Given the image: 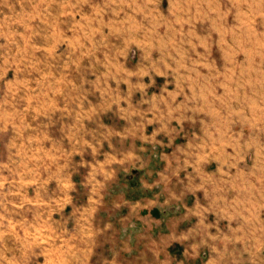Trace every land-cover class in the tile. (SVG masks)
Returning a JSON list of instances; mask_svg holds the SVG:
<instances>
[{
  "label": "rangeland",
  "instance_id": "374dc122",
  "mask_svg": "<svg viewBox=\"0 0 264 264\" xmlns=\"http://www.w3.org/2000/svg\"><path fill=\"white\" fill-rule=\"evenodd\" d=\"M164 95L176 106V143L207 144L208 171L241 215H211L217 228L209 237L218 243L200 234L181 239L162 263L264 264V211L253 215L259 203L264 208L253 198L264 194V0H0V100L8 103L1 107L24 112L32 102L35 145L41 109H49L56 133L57 107L75 104L80 132L64 131V160L82 207L103 195L98 219L117 216L125 188L152 191L162 147L137 125L152 132L154 104ZM135 176L142 182L124 184ZM183 184L175 193H184ZM100 251L104 264L103 244Z\"/></svg>",
  "mask_w": 264,
  "mask_h": 264
},
{
  "label": "crops",
  "instance_id": "0c3cea01",
  "mask_svg": "<svg viewBox=\"0 0 264 264\" xmlns=\"http://www.w3.org/2000/svg\"><path fill=\"white\" fill-rule=\"evenodd\" d=\"M157 100L152 132L145 133V124L137 123L142 136L151 134L154 145L162 147L159 164L151 167L152 191L132 193L125 188L118 195L122 209L116 217L109 211L103 220L98 219L101 204L97 202L103 195L85 198L88 207H82L71 178L74 170L69 172L71 164L64 160L65 146L70 144L64 131L73 136L80 132V122L76 126L74 118L75 104L67 103L73 107L63 106L62 110L57 107L56 133L52 131L54 125L50 126L49 109H41L38 115L46 120H41L40 139L34 145L32 102L24 104L30 106L24 112L14 109L6 114L7 109L1 105L8 103L0 100V264H97L102 244L104 264H164L161 255L173 242H195L200 234L206 239L203 242L218 243L217 238L209 237L210 228L216 227L209 223L210 216L217 219L229 215L236 220L241 213L232 208L234 200L229 195H220L222 182L208 171L211 156L207 144L195 147L176 143L181 130L176 126V106L170 95ZM78 149H72L73 154L79 153ZM224 152L215 156L220 165L214 168H223ZM194 153L199 155L195 157ZM72 164L74 169V161ZM225 164L231 168L235 163ZM180 169H184L183 180L178 176ZM111 170L104 172L112 178ZM128 179L124 184H133L136 176ZM138 179L136 182H142ZM179 182L184 183V193H175ZM166 187L168 191L163 193ZM108 195L110 199L116 197ZM253 198L264 202V194ZM223 205L230 214L220 208ZM258 207L254 216L264 211Z\"/></svg>",
  "mask_w": 264,
  "mask_h": 264
}]
</instances>
